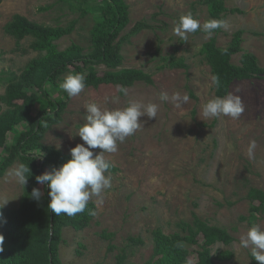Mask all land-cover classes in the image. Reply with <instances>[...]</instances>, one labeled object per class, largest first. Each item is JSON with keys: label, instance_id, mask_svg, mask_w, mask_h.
<instances>
[{"label": "rangeland", "instance_id": "rangeland-1", "mask_svg": "<svg viewBox=\"0 0 264 264\" xmlns=\"http://www.w3.org/2000/svg\"><path fill=\"white\" fill-rule=\"evenodd\" d=\"M126 3L130 21L121 35L139 21L148 27L122 44L121 67L142 69L151 74L153 83L135 82L126 87L127 95L117 92L118 85L85 87L79 95L68 96L61 121L48 128L43 141L65 153L83 143L77 131L85 123L86 105L92 102L107 109L123 108L130 101L155 103L157 117L142 116V127L118 143L116 153H103L113 165L106 173L111 176V188L102 193V200H90L95 215L87 227L63 229L60 258L63 264H116L115 256L124 248L126 262L141 263L152 254L153 229L174 232L178 229L176 222L190 221L194 212L234 237L230 244L216 242L211 246L213 255L222 249L233 252L231 259H215V263L253 264L250 249L240 246V238L253 225L264 229V212L251 216L246 197L250 187L264 189V75L231 83L228 93L239 95L245 105L240 118H204L203 105L216 97L210 67L199 52L209 38L203 31L188 34L187 41L174 34L182 14L193 13L201 24L207 21L202 0ZM47 5L51 7L40 10ZM225 5L237 11L227 12L224 20L228 26L216 33L217 44L225 46L232 33L240 29L242 51L254 53L264 66V0H226ZM14 13L53 26H66L77 19L74 30L54 42L59 49L71 43L89 44L92 14L80 16L57 0H0V72L18 74L39 55L29 48L30 37L16 41L3 31ZM241 52L232 56L233 63H239ZM171 60H181L185 66L172 67ZM68 74L62 76L59 85ZM4 88L1 80L0 95ZM161 92L168 93V101L159 100ZM174 93L187 94L190 99L177 106L171 99ZM113 96H119L118 103L112 101ZM252 140L256 148L254 159H249ZM93 151L95 154L101 150ZM17 168L19 163L15 162L0 177V196L11 199L4 207L18 206L22 185L9 175ZM103 230L111 232L112 238L102 237ZM129 237L142 242H131ZM109 242L114 246L111 251L107 248Z\"/></svg>", "mask_w": 264, "mask_h": 264}, {"label": "trees", "instance_id": "trees-1", "mask_svg": "<svg viewBox=\"0 0 264 264\" xmlns=\"http://www.w3.org/2000/svg\"><path fill=\"white\" fill-rule=\"evenodd\" d=\"M80 16L92 14L90 40L87 46L71 43L59 49L55 40L70 34L77 19L66 26L48 25L14 13L4 24L3 31L20 41L30 37L29 48L39 55L30 59L17 74L1 71L0 81L5 82L0 95V177L15 162L29 167V178L22 191L17 207H3L0 219V233L4 235L3 252L0 264H63L59 247L65 227L81 230L93 218L95 205L89 201L84 212L69 217L59 216L47 207L50 197L47 185H40L35 177L59 167L70 159V153L43 141L48 128L61 121L68 95L59 85L65 73H84L86 87L100 85H123L130 87L135 82L152 84L150 73L139 68L121 67L122 44L129 36L148 27L144 21L136 22L128 32L121 35L130 21L126 0H57ZM206 6L208 20L225 19L227 12L237 11L227 8L226 0H202ZM51 5L40 7L41 11ZM202 43L200 54L209 65L212 75L220 77V86L213 85L215 96L223 97L229 92L232 82L242 79L261 78L264 66L259 64L256 55L242 51L243 31L232 33L229 42L220 46L216 33ZM197 32H200L198 30ZM195 32V33H197ZM227 49V51H224ZM242 51V52H241ZM241 52L239 63L232 62V56ZM169 65L185 66L181 60H171ZM102 66V67H101ZM33 188L40 189L39 201L31 198ZM251 216L264 212V189L250 187L247 191ZM190 221L176 222L177 230L165 233L160 228L151 231L153 247L151 256L141 262H126L125 249L116 254V264H219L217 260H228L233 256L229 249L211 253L216 242L230 244L234 237L223 227L212 225L192 212ZM100 235L112 238L111 232L104 230ZM131 242L141 243L140 238L129 237ZM182 243L183 247H178ZM108 250L114 246L109 242ZM251 262L259 264L251 253Z\"/></svg>", "mask_w": 264, "mask_h": 264}, {"label": "clouds", "instance_id": "clouds-1", "mask_svg": "<svg viewBox=\"0 0 264 264\" xmlns=\"http://www.w3.org/2000/svg\"><path fill=\"white\" fill-rule=\"evenodd\" d=\"M227 26L228 21L224 19H210L201 24L193 13L188 12L178 18L174 34L181 40L187 41L188 34L200 30L206 34L207 38H211L214 30ZM211 83L219 87L220 77L212 75ZM60 87L69 97L77 96L86 87V76L84 73H69L64 77ZM117 92L127 95V88L118 85ZM171 99L177 106H181L186 104L190 97L187 94L174 93ZM159 100L168 101V93H159ZM112 101L118 103L119 96H113ZM85 109V123L77 131L83 143H78L71 148V158L58 168L52 167L50 171H45L35 177L38 184L47 185L50 197L47 207L57 216L61 214L69 217L75 216L85 211L93 197L102 200V193L111 188V176L106 173L113 167L112 163L105 159L103 153H116L118 143H123L127 137L134 135L142 127L143 122L140 119L142 116L157 117L158 105L155 103L145 105L140 101H130L123 108L107 109L92 102L86 105ZM244 111L245 105L242 98L233 93L211 98L202 107L204 118L226 116L238 119ZM255 148L256 141H250L247 152L249 159H254ZM94 149L101 151L94 154ZM29 171V167L20 166L9 175L15 177L17 183L25 187L30 176ZM30 196L39 201L42 193L40 189L33 188ZM9 200L11 199L0 196V210ZM90 214L95 215V212H90ZM0 219H3L2 211H0ZM3 245L4 235L0 233V252L4 250ZM177 246L183 247V244L178 243ZM240 246L249 248L252 258L259 264H264V229H261L259 225H253L245 235L241 236Z\"/></svg>", "mask_w": 264, "mask_h": 264}]
</instances>
